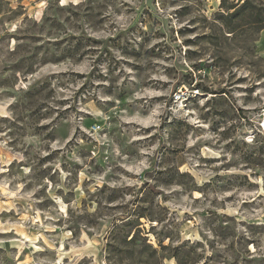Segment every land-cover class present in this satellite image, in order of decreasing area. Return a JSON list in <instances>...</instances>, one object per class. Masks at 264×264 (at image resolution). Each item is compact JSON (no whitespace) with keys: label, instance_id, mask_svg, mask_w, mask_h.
<instances>
[{"label":"clouds","instance_id":"1","mask_svg":"<svg viewBox=\"0 0 264 264\" xmlns=\"http://www.w3.org/2000/svg\"><path fill=\"white\" fill-rule=\"evenodd\" d=\"M0 264H264V0H0Z\"/></svg>","mask_w":264,"mask_h":264}]
</instances>
